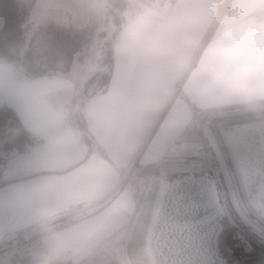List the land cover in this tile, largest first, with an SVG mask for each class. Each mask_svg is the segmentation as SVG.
<instances>
[{
	"label": "crops",
	"instance_id": "obj_1",
	"mask_svg": "<svg viewBox=\"0 0 264 264\" xmlns=\"http://www.w3.org/2000/svg\"><path fill=\"white\" fill-rule=\"evenodd\" d=\"M206 2L177 0L162 16L140 10L116 32L107 88L88 97L81 111L89 153L66 105L43 91V81L50 75L31 77L0 60V104L11 106L22 124L41 139L4 162L0 238L106 198L166 112L169 116L154 132L143 162L150 163L147 158L156 148L191 149L194 105L227 102L222 100L228 84L223 82L228 73L223 53L211 41V29L196 8ZM201 49L198 66L200 58L195 64L193 60ZM179 83L182 93L173 97ZM95 144L102 151L96 152ZM0 264H9L7 255H0Z\"/></svg>",
	"mask_w": 264,
	"mask_h": 264
},
{
	"label": "rangeland",
	"instance_id": "obj_2",
	"mask_svg": "<svg viewBox=\"0 0 264 264\" xmlns=\"http://www.w3.org/2000/svg\"><path fill=\"white\" fill-rule=\"evenodd\" d=\"M126 2L128 8L124 11L123 16L125 17H129L134 11L146 10L139 8L132 0H126ZM166 9L151 12L162 16ZM106 13L107 9L103 0H35L30 10L27 22V38L31 39L33 59L42 66H56V70L52 71L50 78L43 81V91L52 95L57 102L66 105L68 114L70 111H75L74 106L77 102H83L85 99L84 83L102 69L98 60L109 40L110 46H112L111 42H113L116 34V24L110 16L104 19ZM92 23L96 26L97 33H100L101 37L93 38L90 50H88L89 53L85 51L83 44L86 36L79 39V50L74 52L73 58L67 62V59L61 57L60 50L62 49L59 48L61 43L52 37V27L59 25L70 29L72 33L82 30ZM211 34V41L215 42L212 30ZM202 50L198 57L196 55L193 60L195 64L200 58L198 66H200L203 58ZM215 56H217V51ZM223 77V82L228 84L227 88L222 90L224 93L222 100L225 98L227 102H218L205 107L194 105L195 134L194 141L191 142L193 144L202 142L208 144L210 142L209 136L204 131V124L219 122L224 118L237 117L244 115V113L249 114L240 103L228 73L223 74ZM221 84L223 83L220 81L219 85ZM259 86L264 88V82H261ZM172 93L173 97L182 93L181 83ZM234 109L238 111L234 112ZM168 113L163 115L160 122L166 121L169 116ZM70 122L73 124V121ZM160 122L156 131L161 124ZM73 126L75 128L74 124ZM156 131L154 130L152 134H149L135 161L123 170L117 187L107 195L114 194L111 202L95 215L63 228L68 232L72 241V247L67 254L65 264H120L115 250L124 238L141 193V186L148 179V176H152L154 173L165 179L175 173H185L187 170L196 167L197 164L193 155L184 157L180 155L181 152L171 151V148L160 149L159 151L156 148L154 152L149 153L150 156L147 160L150 163L143 162L150 145L154 141L153 134ZM193 144L190 145L191 149L183 152L195 151L196 148ZM98 146L100 149L102 148L100 145ZM97 150L95 148L96 152H98ZM208 152L209 159L200 165L205 168L208 164L207 161H210L213 165L218 166L219 160L217 161V155L210 145ZM212 171L219 183L220 199L225 202V199L230 198L227 183L217 167L214 166ZM226 208L227 206H225ZM252 241L251 245L254 249L247 252L251 256L247 264H264V247L254 240Z\"/></svg>",
	"mask_w": 264,
	"mask_h": 264
},
{
	"label": "water",
	"instance_id": "obj_3",
	"mask_svg": "<svg viewBox=\"0 0 264 264\" xmlns=\"http://www.w3.org/2000/svg\"><path fill=\"white\" fill-rule=\"evenodd\" d=\"M225 137L227 140L230 138L226 144L236 163L244 195L251 206L264 216V123L237 128ZM145 190L146 184L127 234L142 204ZM224 218L218 184L208 172H188L163 179L145 240L149 264H236L237 256L230 259L218 244ZM237 237L243 238L241 235ZM245 243L244 258L247 259L246 254L253 247L247 239ZM226 250L233 252L231 247Z\"/></svg>",
	"mask_w": 264,
	"mask_h": 264
},
{
	"label": "trees",
	"instance_id": "obj_4",
	"mask_svg": "<svg viewBox=\"0 0 264 264\" xmlns=\"http://www.w3.org/2000/svg\"><path fill=\"white\" fill-rule=\"evenodd\" d=\"M107 9L104 19L110 16L116 24V30L125 24L139 11H134L129 17H125L124 11L127 10L126 0H103ZM35 0H0V60L13 67L16 70L23 71L31 77L51 75L52 71L56 70V66H42L33 59L31 43L27 38L28 32V17L30 10ZM46 23V22H45ZM96 26L92 23L88 27L77 30L71 33V30L61 26L52 27V37L60 42L62 50L61 57L69 62L73 58L74 52L79 50V39L82 37L84 41L85 51L90 50L93 38H100L101 34L97 33ZM108 45L101 52V57L98 62L102 66L100 72H97L89 80L84 83V100L88 97L102 93L106 90L111 70H112V48L110 40ZM89 53V52H88ZM82 111V110H81ZM70 120L73 121L75 129L80 134V140L87 147V153L91 151L89 142V132L80 111H70ZM41 141L35 134L29 131L21 122L16 111L7 104H0V185L3 183L1 179L2 167L6 159L15 154L24 153ZM96 145V144H95ZM183 173H175L166 178H172ZM157 175V174H152ZM142 184L140 191L145 186ZM219 187V186H218ZM141 196V193H140ZM140 196L137 199L134 211L140 201ZM223 231L219 235V247L229 245L232 241H239L238 235L246 238L250 244L253 239L250 235H245L227 222L226 218L222 220Z\"/></svg>",
	"mask_w": 264,
	"mask_h": 264
},
{
	"label": "clouds",
	"instance_id": "obj_5",
	"mask_svg": "<svg viewBox=\"0 0 264 264\" xmlns=\"http://www.w3.org/2000/svg\"><path fill=\"white\" fill-rule=\"evenodd\" d=\"M196 8L221 48L240 103L252 115L264 117V88L259 86L264 82V0H207ZM39 228L34 264H65L72 247L68 232L51 219L42 220Z\"/></svg>",
	"mask_w": 264,
	"mask_h": 264
},
{
	"label": "built area",
	"instance_id": "obj_6",
	"mask_svg": "<svg viewBox=\"0 0 264 264\" xmlns=\"http://www.w3.org/2000/svg\"><path fill=\"white\" fill-rule=\"evenodd\" d=\"M132 1L139 8H148L153 9L152 11L154 12H159L166 7L174 5L177 0ZM140 5H144L145 7H141ZM84 101L83 99V102H77L74 106V110L80 111ZM233 111L235 112L238 110L234 109ZM246 114L248 113H244V115ZM204 131L210 139L208 144H206V142L193 144L196 148L195 151L180 153V155L184 157H188L190 154L193 155L197 164L194 169L187 170L186 172L201 174L206 171L216 179L212 170L214 166L217 167L223 175L222 177L225 179L229 190L230 198L225 199V202L223 200L221 201L222 207L225 210L227 222L239 232L250 235L255 242L264 247V216H261L251 206L247 197L244 195L241 179L236 169V163L229 154L227 144L224 143L225 140L222 138V131L219 132L214 127L209 126V124H204ZM209 145L215 151L219 164L217 166L207 161L208 164L203 168L200 164L209 159ZM94 148L100 149L98 145H95ZM216 182L219 185L217 180ZM113 197L114 194H110L98 202L81 204L70 210L53 214L46 219H51L58 227L63 229L95 215L106 207ZM229 203H232V205ZM225 206H227L226 209ZM40 222L34 223L24 230L9 232L0 238V255H7L9 264H34V255L41 243Z\"/></svg>",
	"mask_w": 264,
	"mask_h": 264
},
{
	"label": "bare ground",
	"instance_id": "obj_7",
	"mask_svg": "<svg viewBox=\"0 0 264 264\" xmlns=\"http://www.w3.org/2000/svg\"><path fill=\"white\" fill-rule=\"evenodd\" d=\"M264 123V117H256L252 114L240 115L237 117H227L217 123H211L223 135H227L232 130L246 126H255ZM228 130V132H226ZM222 138L225 139L224 136ZM230 139L224 141L228 143ZM162 177L152 175L146 180V190L143 201L136 215L129 233L125 235L123 244L117 248L116 256L120 264H149L146 251V234L151 223L155 210L157 196L162 185Z\"/></svg>",
	"mask_w": 264,
	"mask_h": 264
},
{
	"label": "flooded vegetation",
	"instance_id": "obj_8",
	"mask_svg": "<svg viewBox=\"0 0 264 264\" xmlns=\"http://www.w3.org/2000/svg\"><path fill=\"white\" fill-rule=\"evenodd\" d=\"M246 238H242L239 239V241H232L231 244L229 245H225L222 247L223 252L230 258L232 259L233 257L237 256L238 260L236 264H247L250 260L249 258H251V256L249 254L247 255V259L244 258L246 257L244 254V251L246 250V243H245ZM227 247H231L233 248V252L232 253H228L227 252ZM254 249V247H253ZM254 251V250H253Z\"/></svg>",
	"mask_w": 264,
	"mask_h": 264
}]
</instances>
